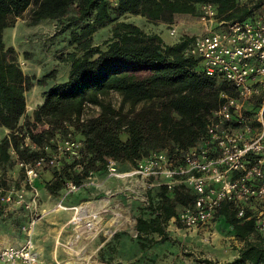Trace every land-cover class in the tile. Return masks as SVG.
Wrapping results in <instances>:
<instances>
[{
  "label": "trees",
  "instance_id": "trees-1",
  "mask_svg": "<svg viewBox=\"0 0 264 264\" xmlns=\"http://www.w3.org/2000/svg\"><path fill=\"white\" fill-rule=\"evenodd\" d=\"M261 2L248 6L241 0H0V130L9 132L0 138V166L10 164V150L20 161L30 162L54 144L48 131H27L25 136L17 133L26 113L25 92L34 79L22 72L15 50L4 44L3 33L30 5L31 25L61 20L70 8L75 10L69 19L75 27L69 44L75 51L59 59L69 66L67 80L51 84L31 116L32 125L70 123L81 138L84 159L63 160V179H56L49 188L55 196L69 181L80 186L96 164L105 175L108 159L115 161L118 169L123 165L133 168L150 152L166 150L172 156L195 147L205 134L211 112L222 103L220 92L228 90L224 82L204 74L198 59L185 55L193 37L182 36L167 45L158 35L119 18L140 16L150 23L170 25L175 15L197 16L202 4L211 3L222 21H243ZM107 26H111V36L102 50L92 44V36ZM113 95L119 97V107L112 104ZM139 106L146 108L137 111ZM89 107L98 110L96 117L81 121ZM125 107L127 114L123 113ZM156 196L151 216L136 218L134 229L141 248L148 238L153 243V236L166 240L165 225L176 216V209L194 202L185 187L171 193L162 187ZM218 214L242 246L232 261L203 262L264 264V238L251 211L238 217L233 205L223 203Z\"/></svg>",
  "mask_w": 264,
  "mask_h": 264
},
{
  "label": "built area",
  "instance_id": "built-area-1",
  "mask_svg": "<svg viewBox=\"0 0 264 264\" xmlns=\"http://www.w3.org/2000/svg\"><path fill=\"white\" fill-rule=\"evenodd\" d=\"M196 18L200 32L186 47L185 55L198 59L205 75L228 87L220 92L222 103L208 117L204 136L195 147L172 156L166 150L150 152L127 172H120L111 159L105 165L109 180L135 178L146 188L167 191L190 188L195 196L193 204L174 219L187 231L207 228L223 203L233 205L242 217L246 210L251 211L255 197H264L260 168L264 167V0L243 21H222L211 3L202 4ZM168 33L177 41L181 38L173 25ZM81 146L68 133L55 148L45 147L44 154L30 162L20 161L10 150L22 180L18 186L5 187L0 175V206L18 205L27 211L28 221L22 227L24 243L1 248L0 264H38L31 234L47 211L40 208L34 182L43 171L57 168L62 159L77 157ZM88 186H96L91 172L80 186L67 182L61 201ZM57 207L65 209L61 203ZM71 209L76 212L77 208ZM255 226L257 230L264 228L263 212L255 219Z\"/></svg>",
  "mask_w": 264,
  "mask_h": 264
},
{
  "label": "rangeland",
  "instance_id": "rangeland-1",
  "mask_svg": "<svg viewBox=\"0 0 264 264\" xmlns=\"http://www.w3.org/2000/svg\"><path fill=\"white\" fill-rule=\"evenodd\" d=\"M114 1L112 0V2ZM256 3L257 0H241L243 5L254 6ZM32 9L33 5H30L16 19L15 25L12 28L5 29L3 33V41L6 47H9L8 45L16 38V45L20 54L17 61L23 73L27 75L28 69H26V66L28 64L29 66L36 64L35 72L30 76L27 75L34 80L25 92L26 113L18 126L17 133L25 136L27 131L33 133L48 131V137L54 143L53 148L60 144L68 133L71 134L72 140L80 142V136L71 128L70 123L54 126L46 121L32 125L31 116L33 112L28 109L30 105L29 98L34 94L38 81H42V84L38 87L43 89V87L55 82L61 83L67 80L69 66L67 63L60 62L59 59L65 58L67 54L75 51L74 46L69 44L70 33L75 31V27L72 26L69 19L75 16V10L70 8L61 20H47L31 25L29 21ZM118 21L135 24L147 34L158 35L160 38L162 37L164 44L175 41L168 33L172 25L176 27L178 36L194 37L200 32L196 16L190 15L178 16L170 25L150 23L140 16L132 15H125L119 18ZM110 31L111 26L98 30L92 36V44L103 50L111 36ZM164 35L170 39H168V42L163 37ZM15 53L17 55L16 51ZM24 67L26 68L24 69ZM48 74L49 76L44 78ZM110 100L115 107H119L120 99L118 96L113 95ZM142 108L146 107L139 106L137 111ZM97 113L96 108L89 107L84 111L81 121L96 117ZM123 113H128L127 107L123 109ZM27 121H30L28 127L25 126ZM3 132L7 134L0 132V138L9 134L4 130ZM124 138L122 137V139ZM25 143L27 142L25 141ZM27 144L29 145V142ZM79 149L77 157L71 156L64 159L69 160V163L82 159L83 150L81 147ZM64 159L61 160V164ZM60 165L55 169L48 170L49 173L46 174L45 179L51 178L49 182L43 178L44 189L49 197L44 204L49 208L55 207L58 199L64 193L65 187L55 196L51 195L49 190L56 179L60 178L61 181L63 179L62 174L64 172L61 171ZM260 168L264 172V167L261 166ZM130 169L128 165H123V169L119 168L118 170L127 172ZM89 171L93 175L96 186L81 188L74 194L78 195L77 199H79L77 204V209L80 210L79 217L84 216L82 209L85 206L108 209V212L102 215L97 214V219L80 220L73 226L76 229L84 226L86 222H93L97 228L91 234L84 233L76 236V232L72 228L65 234L61 243L65 245L64 249L69 250L68 262L73 261L75 264H205L203 261L224 263L237 257L242 244L235 240L232 228L218 214L211 224L203 230L187 231L180 225L168 222L165 225L166 240L153 236L154 242L150 243L148 240L150 238H148L143 242L144 248H141L134 229L136 218L138 216L143 218L151 216L153 212L152 205L157 202L156 195L158 191H148L146 186L143 187L141 181L135 178L125 180L106 179L99 164H96ZM0 175L3 180L2 185L5 187L17 186L21 182L22 175L16 165L14 156H12L10 164L0 166ZM259 183L253 182V185ZM142 184L144 183L142 182ZM108 191H110V194H107ZM74 200L71 201L72 204L76 202ZM181 209V207H178L177 211ZM250 209L252 215L257 219L261 212L264 213V197H255L251 202ZM258 232L264 238V228L258 230ZM68 239H70L69 242H66ZM58 245H60L59 241L56 243V248Z\"/></svg>",
  "mask_w": 264,
  "mask_h": 264
},
{
  "label": "crops",
  "instance_id": "crops-1",
  "mask_svg": "<svg viewBox=\"0 0 264 264\" xmlns=\"http://www.w3.org/2000/svg\"><path fill=\"white\" fill-rule=\"evenodd\" d=\"M178 16H186V15H175L174 20ZM16 29L19 30L18 27H16ZM163 37L168 42L169 38L165 35ZM179 37H182V36H179ZM176 41L177 39H175L173 43H175ZM16 43H17L16 38H14V41H12L8 46L12 47L17 52V57H20L19 49L17 48ZM173 43L171 41L167 45H171ZM35 65L36 64L29 66L28 64L26 66L27 68L24 67V69L25 68L28 69L27 70L28 76H30L31 74L35 72L34 71L36 70ZM24 74L26 75V73ZM49 86H45L43 87V89L39 88L38 85L36 86L34 94L30 96L29 98L30 105L28 109L31 112L36 110V108L42 104L43 102L42 93L45 92ZM0 132L5 133L3 132V130H0ZM47 173L49 172L43 171L41 173L42 175L40 174L39 178L34 182V186L39 196L40 208L42 210L47 211V214L45 215V217H43L41 220H39L35 224L32 230V234H31L35 253L37 254V257H38V264H58V263L59 264H75L73 261L71 262L67 261L69 257L68 256L69 250L67 251L66 249H64L65 245L62 244L61 242H62V238L65 236V234L69 232L70 228H72L75 232H76V229L78 228V227L76 229L73 228V226L75 225V223H73V219L76 216V212H74L71 209L73 207L77 208L78 206L77 204L79 202V199H77L78 195H74L76 193L75 192V193L69 194L62 201H61V198L58 199V203H61V205L65 209L58 208L57 207L58 203L53 208H49L48 206H46L44 203L47 201L46 199H48L49 197H48V194H46V190L44 189L43 178L45 179L47 177L46 176ZM45 180L49 182L51 178L45 179ZM19 184L20 183H18L17 186ZM141 185L145 187V184H142V181H141ZM181 187H185L194 196V193L192 192V190L186 186H180L176 188H181ZM159 189L160 188L158 187L147 188L148 191H153V190L159 191ZM172 191H169V193H171ZM72 196H74L73 199L75 200L77 199L76 202H74L73 204L71 202L73 200L71 199ZM194 199H195V196H194ZM181 208L182 209L180 211H177L176 209V216L170 219L169 221L170 223H175L176 225H180L179 223L174 222V219H176L178 214L185 207H181ZM89 209L91 210L90 212L93 215H97V214L102 215L108 212V209H104V208L101 209V208L94 207V208H89ZM0 211H1L0 213V249L4 247H8V246H19L23 244L26 236H25V233L22 231V227L26 225L28 221L27 211L23 210L22 208H19V206L15 204H8L6 206H2L0 207ZM218 216L221 217L220 215ZM69 240L70 239H68L66 242H69ZM57 241L60 242V245H58L56 248Z\"/></svg>",
  "mask_w": 264,
  "mask_h": 264
},
{
  "label": "bare ground",
  "instance_id": "bare-ground-1",
  "mask_svg": "<svg viewBox=\"0 0 264 264\" xmlns=\"http://www.w3.org/2000/svg\"><path fill=\"white\" fill-rule=\"evenodd\" d=\"M71 210V209H70ZM91 210L88 208V207H84L82 209V212L84 213V216H82V218L79 217V213H80V210L76 209V216L75 218L73 219V223L77 224L78 221L80 220H83V219H87L89 217H94L96 219V215H92V213L90 212ZM74 217V216H73ZM99 224V223H98ZM97 224V225H98ZM97 226L95 223H88L86 222L84 226L82 227H78L76 229V235L79 236V235H82L84 233H88V234H91V232H94V230H96ZM72 242V241H71Z\"/></svg>",
  "mask_w": 264,
  "mask_h": 264
}]
</instances>
